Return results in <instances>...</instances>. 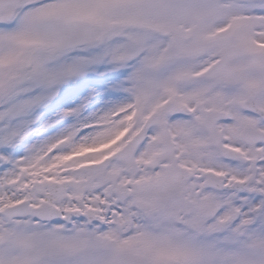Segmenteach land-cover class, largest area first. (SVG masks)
<instances>
[{
  "label": "snow or ice",
  "instance_id": "1",
  "mask_svg": "<svg viewBox=\"0 0 264 264\" xmlns=\"http://www.w3.org/2000/svg\"><path fill=\"white\" fill-rule=\"evenodd\" d=\"M0 264H264V0H0Z\"/></svg>",
  "mask_w": 264,
  "mask_h": 264
}]
</instances>
